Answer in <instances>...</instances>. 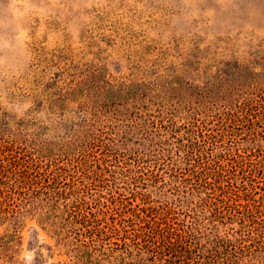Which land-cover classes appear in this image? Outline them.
Wrapping results in <instances>:
<instances>
[{
    "label": "rangeland",
    "instance_id": "rangeland-1",
    "mask_svg": "<svg viewBox=\"0 0 264 264\" xmlns=\"http://www.w3.org/2000/svg\"><path fill=\"white\" fill-rule=\"evenodd\" d=\"M123 83L144 98L117 97ZM85 119L100 123L87 136L134 135L120 151L139 148L129 121L184 132L199 120L222 130L239 185L264 194V0H0V159L25 178L19 191L91 183L106 231L95 248L68 249L42 220L44 198L16 200L19 217L0 222V264H137L113 228L147 232L164 201L156 170L108 158L84 132L75 141Z\"/></svg>",
    "mask_w": 264,
    "mask_h": 264
},
{
    "label": "trees",
    "instance_id": "trees-1",
    "mask_svg": "<svg viewBox=\"0 0 264 264\" xmlns=\"http://www.w3.org/2000/svg\"><path fill=\"white\" fill-rule=\"evenodd\" d=\"M138 87L123 83L117 97H132L138 102L145 95ZM198 121L189 128L190 124L186 125L184 132L175 125L129 121V129L137 130L139 148L135 150L120 151V146L127 145L134 135L117 136L114 130H90L87 136L91 126L100 124L90 119L82 122L74 139L92 148L103 147L104 154L116 161L119 157L129 158L139 169L145 164L155 168V182L160 185L158 191L164 201L155 212L154 220L147 222V232L125 236L127 231L121 233L120 229L113 228L132 240L130 246L140 253L137 264H146V261L147 264H264V194L250 189L246 182L239 185L238 165L234 163L229 167L223 163L233 158H228L222 130L204 129ZM83 132L85 139L81 142ZM124 167L117 164L115 170H102L111 175ZM227 172H233L235 182ZM19 173L12 170L11 160L6 166L0 159V222L19 217L15 213L16 200L26 204L40 197L46 202V210H40L42 220L63 247L88 250L103 242L102 233L106 231L95 227L92 220L97 202L94 198L87 199L91 183L82 179L67 189L62 185L54 188L47 183L30 188V193L19 191L20 183L26 181ZM96 175L99 176V172ZM175 212L182 218L174 220ZM16 225L15 231H18V223ZM158 258L161 262L156 263Z\"/></svg>",
    "mask_w": 264,
    "mask_h": 264
},
{
    "label": "clouds",
    "instance_id": "clouds-1",
    "mask_svg": "<svg viewBox=\"0 0 264 264\" xmlns=\"http://www.w3.org/2000/svg\"><path fill=\"white\" fill-rule=\"evenodd\" d=\"M13 7H15V6H13Z\"/></svg>",
    "mask_w": 264,
    "mask_h": 264
}]
</instances>
